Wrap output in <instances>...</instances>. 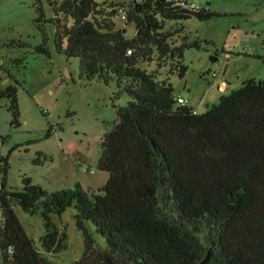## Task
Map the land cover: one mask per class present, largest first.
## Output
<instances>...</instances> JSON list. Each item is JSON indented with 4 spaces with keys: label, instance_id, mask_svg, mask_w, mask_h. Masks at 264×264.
<instances>
[{
    "label": "trees",
    "instance_id": "1",
    "mask_svg": "<svg viewBox=\"0 0 264 264\" xmlns=\"http://www.w3.org/2000/svg\"><path fill=\"white\" fill-rule=\"evenodd\" d=\"M119 5L134 26L131 38L118 24ZM119 5L60 0L50 19L57 51L78 58L80 77L112 83L113 98H129L114 106L115 120L102 137L97 167L108 180L94 194L80 182L48 192L28 177L21 190H10L3 178V264H53L46 255L68 248L60 218L70 207L84 235L83 253L72 264H198L208 252L205 264H264V80L242 81L202 113L178 104L169 77L157 79L144 65L183 77L184 51L198 45L186 42L184 30L178 44L172 41L165 21L207 20L213 13L178 0ZM0 98L17 125L16 87L0 90ZM15 207L39 220L36 239Z\"/></svg>",
    "mask_w": 264,
    "mask_h": 264
},
{
    "label": "rangeland",
    "instance_id": "2",
    "mask_svg": "<svg viewBox=\"0 0 264 264\" xmlns=\"http://www.w3.org/2000/svg\"><path fill=\"white\" fill-rule=\"evenodd\" d=\"M96 1L115 6L132 0ZM184 1L214 15L207 20L165 21V30L174 31L172 41L178 44L184 30L186 42L198 45L184 51L185 75H168L166 68L154 63L144 68L148 73L156 71L157 79L169 77L174 96L204 112L221 96L240 88L242 81L264 80V0ZM59 2L0 0V90L16 87L18 110L16 125L8 101L0 98V182L5 178L8 189L21 190L22 178L28 177L48 192L80 182L90 193L101 194L108 180V173L97 167L102 137L115 120L114 106H124L129 98L125 94L113 98L112 83L85 81L79 75L78 58L57 51L50 19ZM118 24L128 38L133 37V24ZM220 81L226 83L225 89L219 87ZM15 213L36 239L39 220H27L19 207ZM74 214L73 207L61 214L68 248L46 255L53 264H72L83 253L84 235L75 225ZM87 226L96 243L104 246V238Z\"/></svg>",
    "mask_w": 264,
    "mask_h": 264
},
{
    "label": "built area",
    "instance_id": "3",
    "mask_svg": "<svg viewBox=\"0 0 264 264\" xmlns=\"http://www.w3.org/2000/svg\"><path fill=\"white\" fill-rule=\"evenodd\" d=\"M137 1H141V0H137ZM180 3L182 4H187L189 8H191L192 10H196L198 11L199 8L196 4L194 3H186L184 0H178ZM127 7L126 6H123V5H119L118 8H117V15H116V18L119 22H125L126 19H127ZM216 74V73H215ZM214 74V75H215ZM176 101L178 104L180 105H186V101L182 98V97H177L176 98ZM93 172V171H91ZM13 250L11 248L8 249V253L9 254H12Z\"/></svg>",
    "mask_w": 264,
    "mask_h": 264
},
{
    "label": "water",
    "instance_id": "4",
    "mask_svg": "<svg viewBox=\"0 0 264 264\" xmlns=\"http://www.w3.org/2000/svg\"><path fill=\"white\" fill-rule=\"evenodd\" d=\"M210 254L209 252L207 253L206 257L201 260L198 264H205L209 260ZM111 264H117V263H111Z\"/></svg>",
    "mask_w": 264,
    "mask_h": 264
},
{
    "label": "crops",
    "instance_id": "5",
    "mask_svg": "<svg viewBox=\"0 0 264 264\" xmlns=\"http://www.w3.org/2000/svg\"><path fill=\"white\" fill-rule=\"evenodd\" d=\"M225 85H226V83L224 82V81H220L219 82V87L221 88V89H225ZM191 107V106H190ZM208 108V107H207ZM197 113H202V112H198L197 111V109H194Z\"/></svg>",
    "mask_w": 264,
    "mask_h": 264
}]
</instances>
